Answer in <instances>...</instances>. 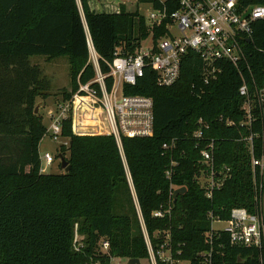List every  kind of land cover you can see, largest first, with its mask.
Returning <instances> with one entry per match:
<instances>
[{"label":"trees","instance_id":"1","mask_svg":"<svg viewBox=\"0 0 264 264\" xmlns=\"http://www.w3.org/2000/svg\"><path fill=\"white\" fill-rule=\"evenodd\" d=\"M79 1L82 15L77 0H0V264L141 260L149 257L143 226L154 248L167 234L175 258L198 264L199 252L210 246V214L226 220L233 208L262 213L264 179L260 167L252 166V155L259 158L264 151V103L252 109L253 121L247 124L239 94L242 74L248 77L244 62L237 67L218 62L220 72L206 82L205 63L188 50L174 84L158 85L156 73L147 68L135 85H124L126 94L152 98L151 136L122 137L121 151L111 134H75L69 115L61 129L68 143L60 144L55 155L67 159L69 170L40 171L39 148L47 127L34 110L37 98L49 97L50 82L30 57H67L70 89L61 92L59 104L70 100L78 81L95 75L87 36L107 73L116 47L133 53L151 33L154 44L165 35V24L150 31L138 10L124 5L118 11L95 10L90 0ZM246 2L264 5V0ZM242 44L252 75L262 83L264 18ZM111 82L109 77V88ZM199 119L202 135L197 139L193 133ZM210 141L214 177L229 170L208 197L203 180L209 167L201 150ZM179 187L185 191L173 200ZM160 207L170 212L153 216ZM76 232L83 244L79 249ZM227 239L212 234L213 264H264V248L232 245Z\"/></svg>","mask_w":264,"mask_h":264},{"label":"built area","instance_id":"2","mask_svg":"<svg viewBox=\"0 0 264 264\" xmlns=\"http://www.w3.org/2000/svg\"><path fill=\"white\" fill-rule=\"evenodd\" d=\"M247 0H146L150 11L144 15L150 31L165 24V35L154 44L150 36L133 53L116 47L112 61L108 62L109 72L100 69L99 57L92 41L87 36L88 61L94 68V77L81 83L72 94L70 100L61 102L56 107L55 114L50 113V124L46 134L54 141L62 138V120L71 115L72 130L75 134H111L114 136L119 149L122 151V137H148L153 133V100L149 96L124 93V85H135L144 77L145 70L150 68L156 73V82L160 86L174 84L180 75L181 60L188 50L198 53L205 63L204 80L216 76L220 72L217 63L229 61L234 66L244 62L248 77L242 74V83L239 94L243 97V109L246 123L253 121L252 109L264 103V81L257 82L246 60L243 38H249L253 32V24L264 18V5L246 2ZM118 11V8L115 9ZM111 77L110 88L107 79ZM93 121L92 126L87 124ZM199 128L193 136L199 139L202 135V119H199ZM109 132L106 130V125ZM250 136V152L254 148ZM64 141L62 144H67ZM164 147L167 144H163ZM214 143L210 141L206 148L201 150L202 161L209 167L204 181H207L206 194L211 196L213 188L218 187L226 178V172L218 173L215 178L213 166ZM54 160L53 155L46 151L41 156L43 163ZM252 166H259L264 170V151L261 157L252 155ZM169 179L171 171L166 170ZM170 211L160 207L153 212L155 217H163ZM211 227L208 235L209 248L199 252L198 264H213L214 252L211 245L212 234L220 238L228 237L232 245L264 248V217L262 213H251L246 208H233L226 220L213 217L210 214ZM214 222H223L221 228L213 226ZM143 233L148 249L151 264H191V260L175 258L169 236L166 234L163 241L154 248L143 226ZM108 241H102L104 250L108 249ZM179 253V251H176Z\"/></svg>","mask_w":264,"mask_h":264},{"label":"rangeland","instance_id":"3","mask_svg":"<svg viewBox=\"0 0 264 264\" xmlns=\"http://www.w3.org/2000/svg\"><path fill=\"white\" fill-rule=\"evenodd\" d=\"M80 13L82 15V8L80 1L77 0ZM149 2L145 0H90V5L95 10H109L113 11L117 8L120 9L123 6L128 11L138 10L140 14L147 15L150 11ZM145 44L147 41L144 42ZM30 62L37 64L42 74L48 78L50 82V95L46 99L37 98L35 103V108L42 117L43 124L48 127L50 124V113L55 114L56 106L59 100L61 99V92L63 90L70 89V76H69V63L66 56H61L57 58H47L45 56H31ZM106 125V124H105ZM106 130L109 132V128L106 125ZM82 135V134H79ZM88 135H99V134H88ZM67 139L60 138L56 141L50 138L49 135H45L40 143L41 156L46 152H50L54 160L50 163H43V167L40 169L42 172L46 173H56L60 172L63 169L59 166L60 160L55 157L59 153L60 144H62ZM264 179V170L261 171ZM131 184V181H130ZM259 197L261 203L262 216L264 217V186L263 188L259 187ZM223 222H214L213 226L216 228L224 227ZM74 246L76 249H79L80 246H83L81 242V236L76 232L74 238ZM183 260H187L182 258ZM111 264H128L127 258H112ZM139 264H151L148 258L141 259Z\"/></svg>","mask_w":264,"mask_h":264},{"label":"water","instance_id":"4","mask_svg":"<svg viewBox=\"0 0 264 264\" xmlns=\"http://www.w3.org/2000/svg\"><path fill=\"white\" fill-rule=\"evenodd\" d=\"M35 112L37 111V108H35L34 110ZM59 160H60V167L61 169H63L64 172H67L69 170V164H68V161L67 159L62 155V154H59ZM185 191V187H179V188H176L174 191H173V194H172V198L173 200L176 199L177 195L183 193ZM140 260L138 258H130L128 259V264H139Z\"/></svg>","mask_w":264,"mask_h":264},{"label":"bare ground","instance_id":"5","mask_svg":"<svg viewBox=\"0 0 264 264\" xmlns=\"http://www.w3.org/2000/svg\"><path fill=\"white\" fill-rule=\"evenodd\" d=\"M87 120L89 121V118ZM87 124H91L92 126H94L96 123L90 120L89 122L86 123V125Z\"/></svg>","mask_w":264,"mask_h":264},{"label":"crops","instance_id":"6","mask_svg":"<svg viewBox=\"0 0 264 264\" xmlns=\"http://www.w3.org/2000/svg\"><path fill=\"white\" fill-rule=\"evenodd\" d=\"M67 141V140H66ZM68 142V141H67ZM39 150H40V148H39Z\"/></svg>","mask_w":264,"mask_h":264}]
</instances>
